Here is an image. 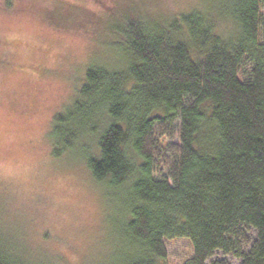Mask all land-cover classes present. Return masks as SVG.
Instances as JSON below:
<instances>
[{"label":"trees","instance_id":"obj_1","mask_svg":"<svg viewBox=\"0 0 264 264\" xmlns=\"http://www.w3.org/2000/svg\"><path fill=\"white\" fill-rule=\"evenodd\" d=\"M108 30L121 63L89 65L52 131L57 156L88 144L114 195L108 264H171L174 240L192 245L184 264H264V0H202ZM0 264L58 263L0 232Z\"/></svg>","mask_w":264,"mask_h":264},{"label":"rangeland","instance_id":"obj_2","mask_svg":"<svg viewBox=\"0 0 264 264\" xmlns=\"http://www.w3.org/2000/svg\"><path fill=\"white\" fill-rule=\"evenodd\" d=\"M201 2L0 0V232L32 258L108 264L115 254L114 195L88 169L87 143L54 154L55 116L72 105L89 65L121 63L108 46L110 21L168 18ZM167 249L171 264L193 252L187 240Z\"/></svg>","mask_w":264,"mask_h":264}]
</instances>
